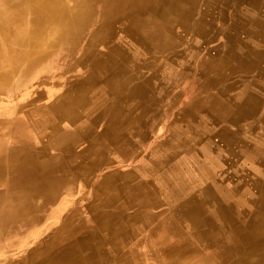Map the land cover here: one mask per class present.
Returning <instances> with one entry per match:
<instances>
[{
	"label": "bare ground",
	"instance_id": "1",
	"mask_svg": "<svg viewBox=\"0 0 264 264\" xmlns=\"http://www.w3.org/2000/svg\"><path fill=\"white\" fill-rule=\"evenodd\" d=\"M6 2L0 87L54 91L0 118V264H264V0Z\"/></svg>",
	"mask_w": 264,
	"mask_h": 264
},
{
	"label": "rangeland",
	"instance_id": "2",
	"mask_svg": "<svg viewBox=\"0 0 264 264\" xmlns=\"http://www.w3.org/2000/svg\"><path fill=\"white\" fill-rule=\"evenodd\" d=\"M6 1H11V0H0V8H2V7H11V8H14L11 11H15V12L18 11V10H24V12H22L18 16L25 23L24 28H28L29 29L30 28L29 27L30 26V23L29 22H30V18H31L32 15H31V13L29 11L28 6L26 8L25 4H22L23 2L20 3V4H18L16 6L14 4V2H13V4L12 3L9 4ZM227 10H228V13H230V14L233 13V10L231 8H229ZM25 11H26V13H25ZM0 36H1L0 37V42H2L1 43V45H2V44H4V41H5L4 38L5 37H3L2 35H0ZM202 55H204V54H202ZM37 69L40 70V68H37ZM35 71L33 70V72L30 75V77H33L34 76V74L36 73ZM15 79H16V77L13 78V80H12V82H11V84L9 86H1L0 87V118H9L8 117L9 114H11L13 111H17L15 109L18 108V106L19 107L21 106V107H23L22 109H25V108H28V107H31V106H36V105H39V104H42V103H46L47 101H50L52 99V97L50 95L52 94V92L54 91V89L53 88H44V89L38 90L37 84L36 83H33L35 80L33 82H31L33 84L29 83V86H28V84L25 85V86H23V87H22V85H15L16 91L14 92V94L11 93L12 91H10L11 90L10 87L13 86V84L15 83ZM189 79L191 80V82L189 81ZM185 81L186 82H189V83L184 82L180 86L182 88V91H181L182 93H181V98L179 99L177 105H180L181 106L183 103H184L183 105H185V104L189 103L192 100H197V103H199L200 105L207 106L209 104L208 101H207V99H205L203 101V99L206 98L205 95H207V90H208L207 84L206 85H203L204 83L202 82V80L198 76H191L190 78H188ZM20 83H23V82H20ZM26 86H28V87H26ZM180 87H179V89H180ZM24 89L27 90V91L25 92ZM192 90H193V93L190 94ZM200 90H201V92H200ZM43 93L47 94L48 96L45 95V94H43ZM41 94L44 95V96H46V97H43ZM24 95L25 96L28 95V96L24 97ZM174 95H175V92L173 93L172 98H174ZM20 97H22V98L20 99ZM45 98L46 99L49 98V99L46 100ZM34 99H35V101H34ZM40 101H42V102H40ZM168 115H170V114H168ZM164 126H166V125H164ZM164 126H162V127L165 130H167V127H164ZM159 131H160V129H159ZM155 132L156 131H154V132L149 131L150 135H149L148 139L146 140V145H150L151 142H153L154 140H156L154 138V133ZM144 133L147 134V132H144L143 131V134ZM155 137H157V135ZM114 167H116V166H113L111 168H114ZM82 202H86V201L82 200Z\"/></svg>",
	"mask_w": 264,
	"mask_h": 264
},
{
	"label": "crops",
	"instance_id": "3",
	"mask_svg": "<svg viewBox=\"0 0 264 264\" xmlns=\"http://www.w3.org/2000/svg\"><path fill=\"white\" fill-rule=\"evenodd\" d=\"M261 60H263V58H261ZM189 81L191 82L190 79H189ZM180 83H182V82L180 81ZM186 83H189V82H186ZM160 127H161V124H159V122H157L156 125H154V129H156L155 130L156 132L154 133V138L156 140H154L153 142H151L150 145H148V146L146 145V147L148 148L147 150L151 149L152 146L156 143V141H158V140L161 141L164 138H166L167 136H170V137L173 136V130H170V129L165 130L163 127L162 128H160ZM159 129H160V131H159ZM156 135H157V137H155ZM179 135H180V138H182L183 140H185V142L183 140H180L179 141L177 139H171L170 143L167 144V146H166L167 148L171 147L174 152H177L176 149H178V148H186V147H183V146H187L188 145V140L187 139H189L191 137V136L190 137L188 136L189 133L187 131H181ZM176 138H178V137H176ZM180 138H178V139H180ZM189 145H192L191 142L189 143ZM128 164H130V163H128ZM192 218H193V221L195 220V222L200 223L201 216L193 215ZM148 237H149V235L146 236V238H148ZM144 245H146V246H144ZM149 246H150V244L146 240V242L143 243V246L140 249L145 248V247L148 248ZM127 254L128 255H127L126 259L128 261H131V260L132 261H135L136 260L138 262V259L132 253L128 252ZM154 257L155 256H150L149 260L152 259L153 262H157L156 260H154ZM142 262H144V261H142ZM131 264H134V263H131Z\"/></svg>",
	"mask_w": 264,
	"mask_h": 264
}]
</instances>
